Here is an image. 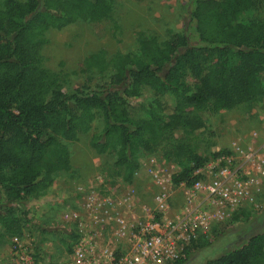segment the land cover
<instances>
[{
	"label": "trees",
	"instance_id": "16d2710c",
	"mask_svg": "<svg viewBox=\"0 0 264 264\" xmlns=\"http://www.w3.org/2000/svg\"><path fill=\"white\" fill-rule=\"evenodd\" d=\"M112 12L113 0H5L0 8V226L10 238L23 236L29 223L21 205L48 195L54 174L70 169L60 142L77 141L97 116L104 125L90 146L115 156L124 182L134 183L141 157L160 155L177 167L179 185L193 183L195 171L220 155L198 153L205 114L264 106V0H189L183 32L164 41L143 34L134 53L86 57L84 68L105 76L65 92L59 75L42 66L47 32ZM239 215L250 224L236 231L238 243L205 264H264V213L255 216L256 231L248 211L232 222ZM78 238L68 235L70 253ZM219 247L201 237L176 264Z\"/></svg>",
	"mask_w": 264,
	"mask_h": 264
},
{
	"label": "rangeland",
	"instance_id": "374dc122",
	"mask_svg": "<svg viewBox=\"0 0 264 264\" xmlns=\"http://www.w3.org/2000/svg\"><path fill=\"white\" fill-rule=\"evenodd\" d=\"M4 1L0 0V8ZM188 4L189 0H113V12L109 18L95 22L79 20L62 30L48 31L42 66L59 75L62 89L68 93L83 86L88 80H92L93 85L99 83L105 74L96 69L86 70L83 66L86 57L101 51H105L108 58L134 53L139 48V39L143 34L152 33L164 41L171 33L183 32L188 23ZM133 102L144 101L135 99ZM103 125L102 116H97L91 130L77 141H61L70 154V169L54 174V183L48 195L37 201H25L21 205V209L28 212L29 220L24 236L33 250L37 264H67L70 261L68 235L75 232L76 225L66 222L64 216L69 211L80 209L76 196L79 184L97 175H103L114 186L123 181L118 175L115 156L97 155L90 146L92 137L102 131ZM253 133L257 135L254 141L264 144L262 104L243 106L232 112L207 113L204 115V127L196 134L199 138L198 153L210 156L212 153L226 151L238 139L247 145L250 141L244 138ZM53 154L54 151L50 150L48 157L51 158ZM148 157L140 158V168L135 173L133 183L145 202L150 192L155 191L144 173ZM154 157L158 163L163 164L162 156ZM170 165L166 163L164 166L170 168ZM259 202V209H244L252 214L251 225L255 231L258 228L255 216L264 213V191ZM4 206V190L0 187V212ZM240 216L237 222H228L220 228L224 234H219V231L218 237L211 239L214 246L219 248L194 253L186 264H205L210 258L233 248L239 241L236 231L250 224L245 216ZM9 259L10 237L4 234L0 226V264H9Z\"/></svg>",
	"mask_w": 264,
	"mask_h": 264
},
{
	"label": "built area",
	"instance_id": "2783aa9c",
	"mask_svg": "<svg viewBox=\"0 0 264 264\" xmlns=\"http://www.w3.org/2000/svg\"><path fill=\"white\" fill-rule=\"evenodd\" d=\"M257 135L232 142L195 171L193 183L175 185L177 167L149 156L144 173L155 191L143 201L134 184L114 186L97 175L76 187L79 211L65 221L79 236L67 264H176L197 239L215 237L234 215L259 209L264 191V144ZM250 139V140H249ZM120 186V187H118ZM26 237L10 238L9 264H37Z\"/></svg>",
	"mask_w": 264,
	"mask_h": 264
}]
</instances>
